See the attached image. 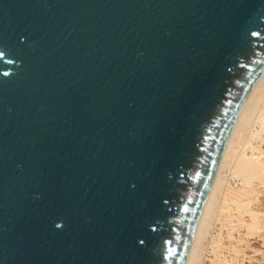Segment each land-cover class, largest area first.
<instances>
[{"label":"water","instance_id":"water-1","mask_svg":"<svg viewBox=\"0 0 264 264\" xmlns=\"http://www.w3.org/2000/svg\"><path fill=\"white\" fill-rule=\"evenodd\" d=\"M264 0H0V264H184Z\"/></svg>","mask_w":264,"mask_h":264},{"label":"bare ground","instance_id":"bare-ground-1","mask_svg":"<svg viewBox=\"0 0 264 264\" xmlns=\"http://www.w3.org/2000/svg\"><path fill=\"white\" fill-rule=\"evenodd\" d=\"M254 125H258L261 130H264V73L249 91L239 108L200 212L184 264H202L205 251L203 243L210 231L213 219L220 220V216L224 215L225 218L227 216L242 220L244 213H248L245 205L236 200L237 190L229 184L228 178H239L243 182L264 181V159L246 154V148L261 131L252 132L251 129ZM222 180L225 183H222ZM218 244L215 240L210 248L214 252L210 264H240L238 256H228L230 257L228 259L225 256H217L215 249L219 248Z\"/></svg>","mask_w":264,"mask_h":264},{"label":"rangeland","instance_id":"rangeland-1","mask_svg":"<svg viewBox=\"0 0 264 264\" xmlns=\"http://www.w3.org/2000/svg\"><path fill=\"white\" fill-rule=\"evenodd\" d=\"M251 130L256 132L261 128L254 125ZM246 149L248 156L264 159V130L260 131L258 137L252 140ZM228 181L237 190L236 200L245 205L248 213H244L242 220L227 216L225 218L223 215L220 216V220L211 221L210 231L203 243L205 251L202 264H210L214 257V252L210 248L215 240L220 245L215 249L217 256H225L226 259L238 256L240 264H264V181L243 182L233 177H229ZM222 183L225 181L222 180Z\"/></svg>","mask_w":264,"mask_h":264}]
</instances>
